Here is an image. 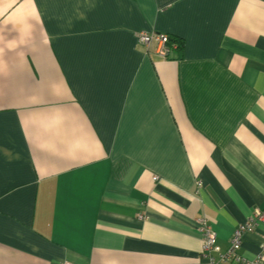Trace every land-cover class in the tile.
<instances>
[{
	"label": "crops",
	"instance_id": "1",
	"mask_svg": "<svg viewBox=\"0 0 264 264\" xmlns=\"http://www.w3.org/2000/svg\"><path fill=\"white\" fill-rule=\"evenodd\" d=\"M255 209L264 0H0V264H202Z\"/></svg>",
	"mask_w": 264,
	"mask_h": 264
},
{
	"label": "built area",
	"instance_id": "2",
	"mask_svg": "<svg viewBox=\"0 0 264 264\" xmlns=\"http://www.w3.org/2000/svg\"><path fill=\"white\" fill-rule=\"evenodd\" d=\"M167 37L154 35L145 31H141L138 35V42L145 47L151 43H155L158 47L157 55L164 58L166 54ZM156 181V177H153ZM201 224L202 235V264H264V240L258 245L256 255L253 259L248 260L239 254L241 241L245 234L252 233L258 223H264V211L255 209L246 223L239 226L233 231L230 246L226 251H220L216 246V236L203 222L204 220H196ZM61 264H71L67 261Z\"/></svg>",
	"mask_w": 264,
	"mask_h": 264
},
{
	"label": "trees",
	"instance_id": "3",
	"mask_svg": "<svg viewBox=\"0 0 264 264\" xmlns=\"http://www.w3.org/2000/svg\"><path fill=\"white\" fill-rule=\"evenodd\" d=\"M183 49L184 44L182 41L174 37H167L166 54L163 59L166 61H178L182 58Z\"/></svg>",
	"mask_w": 264,
	"mask_h": 264
}]
</instances>
